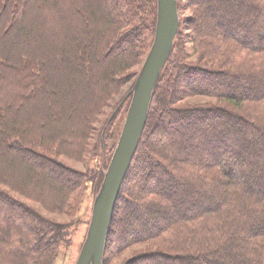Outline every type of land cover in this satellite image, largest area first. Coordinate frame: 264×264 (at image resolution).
Instances as JSON below:
<instances>
[{"label": "trees", "instance_id": "trees-1", "mask_svg": "<svg viewBox=\"0 0 264 264\" xmlns=\"http://www.w3.org/2000/svg\"><path fill=\"white\" fill-rule=\"evenodd\" d=\"M103 1L0 0V166L20 175L19 184H14L0 174V264H54L68 227L15 199L3 186L46 212L69 216L82 203L89 182L95 191L101 187L102 171L91 176L65 159H84L104 107L125 81L136 76L132 69L143 63L157 16L156 0H110L108 8ZM227 1L188 0V41L196 60L189 61L178 30L114 204L102 264H113L134 245L146 247L132 264H264V88H224L226 79L247 76L259 84L264 80V0H230L234 8L229 9L223 6ZM217 6H223L221 13L213 16ZM146 11L153 15L148 25L143 22ZM89 21L94 39L88 38ZM100 39L109 49L124 45L125 50L116 49L100 68L97 91L77 111L80 121L68 124L70 134L60 135L65 126L60 104L85 85L88 61L83 60L82 48L98 63ZM11 55L15 66L7 63ZM30 57L40 60L28 62ZM41 70L43 80L36 84ZM186 75L192 81L206 80L207 85L177 88ZM194 95L213 97L219 104L182 103ZM65 113L70 118V110ZM208 113L224 120L211 124L210 135L201 128L183 142L152 152L150 141L157 130H188ZM164 114L171 118L164 120ZM114 117L115 111L107 125ZM25 120L38 136L24 129L13 131ZM9 150L27 155L33 168L50 169L56 182L47 183L17 156L7 155ZM20 165L24 175L17 172ZM192 192L200 199L192 202ZM174 193L178 197H170ZM7 211L19 220L6 219Z\"/></svg>", "mask_w": 264, "mask_h": 264}, {"label": "rangeland", "instance_id": "rangeland-1", "mask_svg": "<svg viewBox=\"0 0 264 264\" xmlns=\"http://www.w3.org/2000/svg\"><path fill=\"white\" fill-rule=\"evenodd\" d=\"M157 1V0H156ZM227 1V0H226ZM104 4H106V8H108V3H110V0H104ZM108 2V3H107ZM177 5H178V13H179V25L177 31H181L183 33V42L185 45V52L188 53L189 56V61L195 62L196 60V54L193 52L191 48V44L188 41V35L190 33V29L188 27L189 25V19L192 16L191 9L189 7L188 0H177ZM223 6H226L228 9L229 8H234L232 1L228 0L226 3H224ZM223 6H217L212 8V13L213 16H216L217 14L221 13V8ZM156 15H157V9H156ZM157 17V16H156ZM153 15L149 12L146 11V13L143 16V22L145 25H148L150 21L152 20ZM39 22H37V25ZM96 27L99 28V23L96 21L95 24ZM86 29L89 31L88 33V38L90 37L91 39H94V29L93 25H91L90 21L87 23L85 26ZM77 34H79V30H76ZM98 49V57H99V62H95L87 55V50L86 48L84 49V46L82 48V54H83V60L87 58V66L84 67L83 71L85 74V85L81 90H76L73 93V97L71 99H65L64 104H60L61 111L63 110V115H61L62 118V123L65 124L64 129L59 132L60 135H64L65 132L68 134L71 133V126L68 125L70 122L71 124L74 123L75 120L80 121L81 117L79 111L81 107L83 106L82 101L85 103H89L91 98L93 97V94L97 91L96 86L99 82V72H101L100 68L105 67V63L108 62L115 54H116V49L120 50H125V46L121 45L120 47H117L115 50L109 49V45L106 43L104 44L103 40L100 39L97 45ZM54 57L58 59L56 55V51L53 53ZM88 56V57H87ZM32 60L38 59L37 57H30L28 59V62ZM40 60V59H38ZM14 58L13 55L10 57H7V63L8 64H13ZM33 62V61H32ZM143 64V63H142ZM137 65L135 66L132 71L136 70V76H132L130 80H127L123 83L122 87L120 88L119 92L114 94L113 97L109 100L108 104L104 107L102 114L100 115L98 121L95 123V130L93 131V134L91 136V139L89 140V146H88V152L86 153L84 159L82 162H75L70 159H65V161L73 166L74 168L85 171L87 174L94 176V173L97 172V170H100L105 174L107 167L109 165L110 159L112 157L111 154H113L115 146L117 144L125 116L127 113V110L130 105L131 97H132V88L134 86L135 80L137 78V75L141 69V66ZM15 66V64H13ZM18 70V68H16ZM19 72V70H18ZM42 72V70H41ZM22 74L23 72H19ZM193 75V74H192ZM196 76V75H195ZM43 72L42 76L38 80H34L37 83L40 81V83L43 80ZM187 79H182L178 84L177 88H185V85H190V86H195L197 88L200 87H205L207 85L206 80H198V81H192L190 80L192 77L189 75L185 76ZM184 80V81H183ZM184 82V83H183ZM227 84H231L230 86L226 85H218L213 82L214 86H220L228 89L229 87L231 88H236L237 91H241L250 85H262L264 88V80L262 81V84H259L256 79L253 78H248L247 76H244L243 78H240L236 81L226 79ZM184 84V85H183ZM20 93H24L21 91ZM126 99H124V98ZM124 99V102L121 104V107L117 111V105L119 102ZM183 100V101H182ZM182 103L185 105H213V104H219L216 103V99L210 96H205V95H194L190 97H185L182 99ZM86 104V103H85ZM224 108H227L225 104L222 102L220 103ZM80 107V108H79ZM70 110L71 116L70 118L65 116V112H68ZM115 111V117L114 119L110 122L109 125H107L106 121L108 119V116ZM117 111V112H116ZM77 112V113H76ZM60 113V111H57L56 114ZM208 117L203 118L201 120L195 121L193 125H191L188 130L185 129L183 126L176 129V130H170V131H165L162 129L157 130L152 138H151V149L152 152H155L158 148L161 146L165 147L166 149L170 147L172 143H180L183 142L186 136L191 135L192 133H196L201 128H204V131L208 135L214 130L213 126L211 125L215 120L218 121L221 119V121H224L221 117H216L213 114H206ZM34 119L36 118V115H33ZM58 118V116L56 117ZM60 118V120H61ZM164 120H167L171 117H167L166 114H164ZM5 120H7V116L5 115L4 117ZM3 119V120H4ZM39 119L34 120V122L38 121ZM18 124L13 128V131L17 132L23 129L27 132L33 133L35 136H38L39 131L34 130L33 127L30 129V124L26 123L23 121L17 122ZM40 123V121H39ZM57 125L56 123H52V126ZM58 128V127H57ZM106 131V132H105ZM241 138V137H240ZM114 147V148H113ZM219 150H222L220 148ZM6 154L14 155L17 156L18 159H20L21 162H25L24 164L28 165V167L33 169L35 172L41 174L45 181L47 183H52L55 180V177H53L52 171L50 169H47L44 166H38L36 168H33L32 164V159H30L27 155L25 154H20L17 151L14 150H9L6 151ZM223 158L227 157V154L225 152H222ZM154 156L157 158V156L154 154ZM159 159V158H157ZM18 171L22 172V175H24V168L20 165L17 166ZM0 174L2 177L6 178L10 182H13L14 184H19L20 179L18 178L20 175L19 173H13V171H7L5 167L0 166ZM152 177H150L151 180ZM56 182V181H54ZM24 181V185H25ZM135 183H138L137 181ZM27 185V184H26ZM195 185V184H193ZM201 187V186H200ZM3 189H5L12 197L15 199H18L19 201H22L31 207L35 208L40 214H42L45 217L51 218L55 221L62 222L68 224L67 227V236L66 239L67 241L62 243L57 251L56 259L54 264H75L76 259L80 253V250L82 248V245L84 243V240L87 235V230L89 227V222L91 219V213H92V208H93V203L95 201V198L97 197L99 193L98 191H95L92 184L89 182L86 191L84 192V196L82 199V203L78 206L76 212L72 215H66V214H57V213H51V212H46L39 204L28 200L24 198L23 196L13 192V190L7 188V186H3ZM203 188V187H201ZM46 191H43V195L45 196ZM136 194V193H135ZM135 195L134 199L136 200ZM170 197H178L176 193L172 194ZM212 198H215L214 195L211 196ZM189 199L191 201H196L197 199H200L196 194L194 195L193 192L189 194ZM202 201V200H201ZM204 205H207L206 201H203ZM6 219H10L13 222H16L19 220L17 218V215L13 212H6ZM143 215V213H141ZM144 247L143 245H134L130 247L129 249L125 250L122 255L120 256L119 260H114L113 264H125L126 262H133V259H136L135 256L140 255L141 253L144 252ZM235 256V255H234ZM130 259V261H128ZM132 259V260H131ZM220 262L224 261L230 262L231 260L228 258H219L218 259ZM217 260V261H218ZM135 261V260H134ZM218 261V263H219ZM134 263V262H133ZM128 264V263H127ZM177 264H182V263H177Z\"/></svg>", "mask_w": 264, "mask_h": 264}, {"label": "water", "instance_id": "water-1", "mask_svg": "<svg viewBox=\"0 0 264 264\" xmlns=\"http://www.w3.org/2000/svg\"><path fill=\"white\" fill-rule=\"evenodd\" d=\"M178 25L177 0H157L153 41L132 88L130 105L93 203L87 235L75 264H102L114 204L145 125L152 91L171 51Z\"/></svg>", "mask_w": 264, "mask_h": 264}]
</instances>
